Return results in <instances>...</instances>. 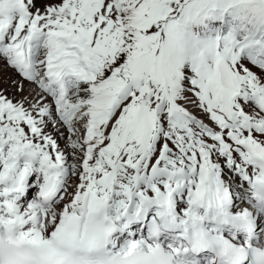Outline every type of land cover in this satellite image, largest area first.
Masks as SVG:
<instances>
[{"label": "snow or ice", "instance_id": "obj_1", "mask_svg": "<svg viewBox=\"0 0 264 264\" xmlns=\"http://www.w3.org/2000/svg\"><path fill=\"white\" fill-rule=\"evenodd\" d=\"M0 264H264V0H0Z\"/></svg>", "mask_w": 264, "mask_h": 264}]
</instances>
